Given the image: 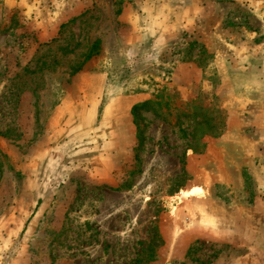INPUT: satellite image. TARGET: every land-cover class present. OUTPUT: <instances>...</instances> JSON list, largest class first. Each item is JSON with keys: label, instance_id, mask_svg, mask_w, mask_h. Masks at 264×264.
Instances as JSON below:
<instances>
[{"label": "rangeland", "instance_id": "rangeland-1", "mask_svg": "<svg viewBox=\"0 0 264 264\" xmlns=\"http://www.w3.org/2000/svg\"><path fill=\"white\" fill-rule=\"evenodd\" d=\"M0 264H264V0H0Z\"/></svg>", "mask_w": 264, "mask_h": 264}, {"label": "trees", "instance_id": "trees-1", "mask_svg": "<svg viewBox=\"0 0 264 264\" xmlns=\"http://www.w3.org/2000/svg\"><path fill=\"white\" fill-rule=\"evenodd\" d=\"M96 45V44H95ZM95 45H94V48H95ZM94 52L95 51H90L87 56L85 57V61L89 60L92 56H94ZM149 105V102L146 101V102H143L141 104H138V105H134L132 107V110H131V113L132 115L134 116L136 114L137 111H140L141 109H145L147 106ZM137 138L139 140L138 142V147H140L142 145V141H141V137H140V133L137 134Z\"/></svg>", "mask_w": 264, "mask_h": 264}, {"label": "crops", "instance_id": "crops-1", "mask_svg": "<svg viewBox=\"0 0 264 264\" xmlns=\"http://www.w3.org/2000/svg\"><path fill=\"white\" fill-rule=\"evenodd\" d=\"M10 1V3H16L17 2V0H9Z\"/></svg>", "mask_w": 264, "mask_h": 264}, {"label": "bare ground", "instance_id": "bare-ground-1", "mask_svg": "<svg viewBox=\"0 0 264 264\" xmlns=\"http://www.w3.org/2000/svg\"><path fill=\"white\" fill-rule=\"evenodd\" d=\"M184 195V194H183Z\"/></svg>", "mask_w": 264, "mask_h": 264}]
</instances>
